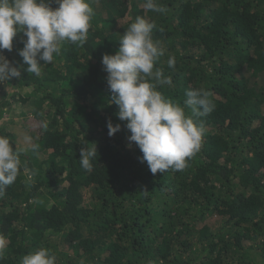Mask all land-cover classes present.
Returning a JSON list of instances; mask_svg holds the SVG:
<instances>
[{"label": "trees", "instance_id": "16d2710c", "mask_svg": "<svg viewBox=\"0 0 264 264\" xmlns=\"http://www.w3.org/2000/svg\"><path fill=\"white\" fill-rule=\"evenodd\" d=\"M88 3L86 43H63L39 76L19 55L23 33L2 52L21 71L11 80L31 94L0 82V118L16 101L33 109L24 127L19 118L13 131L0 124L21 151L17 179L0 199V264L41 247L56 264H264V0H157L163 13L146 11L144 0ZM137 17L155 22L153 39L166 50L154 64L172 77L157 87L162 96L191 115L185 92L204 88L216 105L193 117L205 133L183 171L152 174L135 143L128 147L131 133L111 100L102 57L116 53ZM109 121L121 126L113 136ZM82 146L96 147L90 172L79 163Z\"/></svg>", "mask_w": 264, "mask_h": 264}, {"label": "clouds", "instance_id": "9594fccd", "mask_svg": "<svg viewBox=\"0 0 264 264\" xmlns=\"http://www.w3.org/2000/svg\"><path fill=\"white\" fill-rule=\"evenodd\" d=\"M0 0V82L21 76L18 67L13 66L3 55V50L13 49L14 38L23 33V48L19 55L23 58L27 73L41 74L43 65L51 64L61 52V46L70 42L83 46L87 41L90 21L94 10L88 0ZM143 8L156 13L167 9L157 0H144ZM154 21L137 17L119 40V48L114 55L104 54L103 70L107 73V85L112 93L111 100L118 105V119L126 121L128 136L140 149L141 163L146 162L152 174L165 171H183L188 161L200 150L205 133L203 123L193 117L211 114L216 105L210 99L212 93L204 88L189 89L185 92L184 107L166 100L158 86L172 85V77L166 76L154 64L165 55L163 43L153 39ZM43 61V64L41 63ZM169 68L175 69L176 58L170 55ZM14 107V104L11 106ZM8 108L5 107L7 111ZM46 127V125H45ZM120 124L108 122V135L120 130ZM24 141L32 151L38 149L31 136ZM97 155L96 147H81L80 166L92 171L91 160ZM21 151L13 150L7 136H0V199L19 174ZM35 171L28 176L31 180ZM5 255V244L0 239V259ZM57 257L50 249L38 248L25 254L19 264H56Z\"/></svg>", "mask_w": 264, "mask_h": 264}, {"label": "rangeland", "instance_id": "374dc122", "mask_svg": "<svg viewBox=\"0 0 264 264\" xmlns=\"http://www.w3.org/2000/svg\"><path fill=\"white\" fill-rule=\"evenodd\" d=\"M98 18H99V21L101 22L102 21V17H101L100 14H99ZM19 48L22 49L23 48V44H21V46ZM16 53H18V50H15V51H13L11 53L9 52V55L13 57V56H15ZM104 74H105V72H102V76H104ZM9 82H10L9 85H5V91H11V90H14V91H17V92L19 91L20 94L23 93V97H26V98L31 94V88L22 89L20 86L17 87L14 81L9 80ZM32 109H33V104L22 105L20 101H16V104H14V107H12V109H11V116L8 117V118L5 117V119L0 118V124L3 125L6 122L9 123L10 129H11V131H13L12 124L15 122L16 119L19 118L20 119V124H21L19 126L24 127L27 124V121H26L27 118H31L32 117V116L26 115V114L29 113V111L32 110ZM4 110H5V108H4ZM3 113L4 112H2V115H3Z\"/></svg>", "mask_w": 264, "mask_h": 264}]
</instances>
